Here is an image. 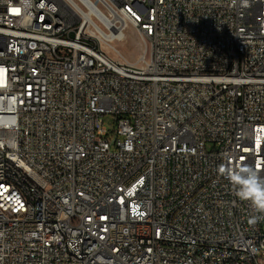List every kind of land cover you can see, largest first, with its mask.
<instances>
[{"label": "built area", "instance_id": "2783aa9c", "mask_svg": "<svg viewBox=\"0 0 264 264\" xmlns=\"http://www.w3.org/2000/svg\"><path fill=\"white\" fill-rule=\"evenodd\" d=\"M0 70V264H264V0H0Z\"/></svg>", "mask_w": 264, "mask_h": 264}, {"label": "clouds", "instance_id": "9594fccd", "mask_svg": "<svg viewBox=\"0 0 264 264\" xmlns=\"http://www.w3.org/2000/svg\"><path fill=\"white\" fill-rule=\"evenodd\" d=\"M243 4L247 6L248 0H243ZM219 171L231 181L241 200L249 201L257 213H264V178L253 166L242 164L237 168L221 165ZM256 220L257 217L253 216L250 223L254 224Z\"/></svg>", "mask_w": 264, "mask_h": 264}, {"label": "rangeland", "instance_id": "374dc122", "mask_svg": "<svg viewBox=\"0 0 264 264\" xmlns=\"http://www.w3.org/2000/svg\"><path fill=\"white\" fill-rule=\"evenodd\" d=\"M125 37L121 40H114L111 44L129 61H135L138 55L141 53L140 41L136 32L128 27L125 31ZM112 55V53L110 52ZM104 124L108 129L113 126L110 116H106Z\"/></svg>", "mask_w": 264, "mask_h": 264}, {"label": "snow or ice", "instance_id": "6c2138e0", "mask_svg": "<svg viewBox=\"0 0 264 264\" xmlns=\"http://www.w3.org/2000/svg\"><path fill=\"white\" fill-rule=\"evenodd\" d=\"M0 71H2V70H0ZM0 83H2V81H0Z\"/></svg>", "mask_w": 264, "mask_h": 264}]
</instances>
